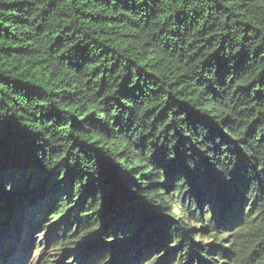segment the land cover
<instances>
[{"label": "trees", "instance_id": "1", "mask_svg": "<svg viewBox=\"0 0 264 264\" xmlns=\"http://www.w3.org/2000/svg\"><path fill=\"white\" fill-rule=\"evenodd\" d=\"M40 229L37 264H264V0H0V264Z\"/></svg>", "mask_w": 264, "mask_h": 264}, {"label": "rangeland", "instance_id": "2", "mask_svg": "<svg viewBox=\"0 0 264 264\" xmlns=\"http://www.w3.org/2000/svg\"><path fill=\"white\" fill-rule=\"evenodd\" d=\"M48 219L49 218L47 217V220ZM47 230L48 229H40L38 232H36L34 234L35 244L31 248L32 252H29V255H28V258H27V262H28L27 264H37L38 263L39 260H38L37 254H38V252L40 250H44V240H43V237L47 233Z\"/></svg>", "mask_w": 264, "mask_h": 264}, {"label": "water", "instance_id": "3", "mask_svg": "<svg viewBox=\"0 0 264 264\" xmlns=\"http://www.w3.org/2000/svg\"><path fill=\"white\" fill-rule=\"evenodd\" d=\"M30 252H32V250Z\"/></svg>", "mask_w": 264, "mask_h": 264}]
</instances>
